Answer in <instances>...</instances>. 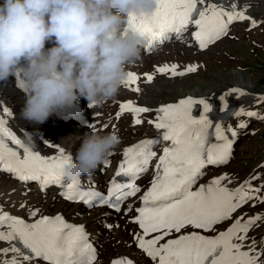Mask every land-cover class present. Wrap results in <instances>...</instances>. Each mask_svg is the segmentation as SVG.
<instances>
[{"label": "snow or ice", "instance_id": "6c2138e0", "mask_svg": "<svg viewBox=\"0 0 264 264\" xmlns=\"http://www.w3.org/2000/svg\"><path fill=\"white\" fill-rule=\"evenodd\" d=\"M198 4L202 7L198 8ZM248 7L245 5L244 9ZM245 10L238 11L235 4L225 8L207 0H157V7L151 15H132L127 23L128 28L147 42L146 48H150L154 42L164 43L170 39V33H176L179 39L187 26L193 23L198 29L193 37L203 50L226 35L234 21L251 19L245 15ZM251 24L255 27L256 22L252 20ZM177 67L165 65L156 71L174 77L197 71L195 65L187 66L184 71H178ZM139 80L137 74L130 72L123 83L134 85ZM146 80L151 82L153 76L146 74ZM132 90L139 92L140 88ZM232 91L244 94L238 89ZM260 100L264 102V97ZM194 104L203 105V114L198 119L191 114ZM210 110L204 100L190 97L158 108L156 120L148 122L164 130L162 138L144 140L124 150V159L116 175L128 179L126 182L113 180L107 196L82 190L79 181H66L61 169L70 155L59 149L57 156L43 157L26 147L5 127L4 119H0V169L15 173L22 181H39L41 185L61 184L67 189L65 199H78L86 205L98 201L119 213L122 211L121 204L140 192L135 181L147 172L150 161L156 157L154 146L170 141V145L163 147L155 165L150 188L140 197L142 206L135 209L138 215L131 220L142 230L139 234L134 233L136 246L156 264H264V240L259 242V249L254 238L250 244L244 243L250 239L249 230L264 221V214L237 217L226 231L216 236L191 232L160 243L173 232L181 233L189 226L212 232L216 225L232 218V214L243 205L253 200L264 203V185H253V181L258 179L255 174L237 188L227 187L224 181H231L224 174L207 185H201L196 191L192 190L206 165L226 164L231 156L233 141L224 134L220 125H215L217 143H208V129L213 127L206 115ZM4 111L10 115L9 109L5 108ZM149 111L148 107L127 101L119 105L116 117L119 119L125 112H131L136 117L134 123L139 125L143 122L140 114ZM241 114L257 115L255 112ZM88 126L95 129L92 124ZM228 131L235 136L232 129ZM5 138L23 149L22 158L16 148L9 147ZM104 163L107 165L109 162L105 160ZM125 210L132 211L131 206ZM37 213L38 210H33L30 215L36 216ZM0 242L9 244V247L0 248V264H32L40 259L48 264H94L96 260V251L88 242L84 226L70 225L60 215L42 216L28 223L0 209ZM245 247L247 250H244ZM112 264H133V261L122 257Z\"/></svg>", "mask_w": 264, "mask_h": 264}, {"label": "bare ground", "instance_id": "6f19581e", "mask_svg": "<svg viewBox=\"0 0 264 264\" xmlns=\"http://www.w3.org/2000/svg\"><path fill=\"white\" fill-rule=\"evenodd\" d=\"M263 1L264 0H242L236 2V0H207L208 3H215L229 8L235 4L238 11L245 10V5H251L254 7L261 5L264 3ZM2 3L3 0H0V4ZM245 15L252 17V13L246 10ZM262 18L263 17L257 16L254 21L261 23L264 21ZM251 21L252 20H247L245 27L251 24ZM230 25L237 26L239 24L234 21ZM236 38H239V36ZM226 39L219 42H225ZM219 42L208 47L204 52H198L192 44L190 35L184 34L180 36L175 43L164 45L151 53L150 56L142 57L136 63L129 65L127 72L137 74L140 77V80L134 85H126L123 83L118 96L113 101L106 103L103 107H89L87 109V114L90 117L91 123L95 126V129L92 127L90 129H79L72 127L70 124L58 123L51 118L42 125H32L21 119L20 110L24 103V95L20 92L22 75L19 73L15 77L10 78L7 82H0V119L5 120V127L12 131L23 144L29 146L34 152H38L43 157H54L59 154V149H63L65 153L74 156L79 147L80 139H82L85 133L89 131H97L101 133L106 131L115 132L120 137L121 143L106 159L108 162H111L114 158H117L122 154V149L126 145L150 133L151 126L148 121L153 119L155 109L158 105L174 102L177 98L183 97H174V95L181 93V86L187 88L192 85L193 82H197L196 86L198 89L190 88L191 90L187 91L184 96L190 97L193 100H204L213 105H222L224 103L232 105L235 110L233 114L226 118L224 125L227 129H232L240 136L242 133L240 127L243 123L250 120H256L258 117L260 119L264 118V113L254 109L255 106L264 104V102H261L260 100L261 97H264V93L255 92L252 88V83L245 79H242L240 82L235 81L234 84L225 86L220 89L219 92H214L210 88H200L205 82L204 79L201 78V71L203 70L204 65L210 64L213 60V54L214 56L219 54L214 49L220 44ZM232 44L238 45L237 43H230V45ZM46 46L52 47L53 45L49 43ZM211 56L212 59H210ZM165 65H177L178 71H184L187 66L195 65L197 71L194 73H186L181 77L168 79L166 78L168 74L162 76L156 74L157 67ZM146 74H152L153 76L151 85H147L145 82ZM153 84H155V86H153ZM135 87L140 88L138 94L132 90V88ZM233 89L241 90L244 94L241 95L240 92H233ZM221 97H223V99H221ZM172 98L175 99L172 100ZM127 101H132L136 106L148 107L150 109L148 113L140 114V118L143 121L141 124L137 125L134 123L136 117L131 112H125L124 115L115 120L116 113L119 111V105ZM80 104L84 105L81 100ZM5 108L10 110V115L4 111ZM248 111L255 112L257 115L248 116L241 114L242 112L246 113ZM105 125L107 126L105 127ZM5 140H7V138H5ZM7 141L11 142L10 140ZM246 149L247 147L243 148L240 153L243 155V152H245ZM236 157L233 155L232 158ZM239 157L240 154L237 159L242 158ZM230 161L231 159H229L227 165ZM103 164L100 165L91 175L82 176L81 179H91L97 183H102V180L105 178L106 182L110 177L111 172L108 168H104ZM263 167L264 157L257 164V168L254 169V171L251 169L253 172L251 173V176L255 173H259L260 169ZM102 169L103 172L100 173ZM224 174H227L230 178V183L224 181L229 188H237L245 180L251 177L241 176L237 170L235 171L232 168L231 162L228 166L212 170L210 173L206 174V176L202 178V182L212 180ZM146 182L147 180L141 179L137 185L140 187L145 185ZM253 185L255 187H260L261 183L255 182L254 180ZM129 206H131L132 209L130 212L125 210ZM137 207L138 198H132L128 204L124 206V210L117 215H112L100 210L84 211L80 207L66 205L58 201L53 193L41 195L36 194L30 189H20V187L15 182L11 181L10 178L6 179L3 175H0V209H2L3 212L8 213L13 217L21 218L28 223L34 222L43 215H51L60 212L67 218L83 223L88 233L89 230L96 231L95 234H89L90 239L93 240L98 250V256L94 264H107L111 258H116L121 255L131 256L139 264H149L138 252L134 241V233L136 234V231L131 220L132 217L135 216L134 209ZM33 210H38L36 216L30 215V212ZM257 214H264V206L259 205L256 201L252 208L242 206L237 209V211L232 214V218L224 222V226H230L237 217L244 216L247 218ZM103 223L110 225L111 230H105L106 228L104 229L102 226ZM263 224L264 221H260L256 226L249 230L248 237L250 239L244 242L245 245L250 244L251 239L254 238L257 242V249H259V242L264 240ZM256 230H259L260 232L257 237L255 236ZM221 231V228H215L214 233H219ZM3 247H9V244L0 242V248ZM244 250H247V248L245 247ZM9 255L11 256L12 254L9 253Z\"/></svg>", "mask_w": 264, "mask_h": 264}, {"label": "clouds", "instance_id": "9594fccd", "mask_svg": "<svg viewBox=\"0 0 264 264\" xmlns=\"http://www.w3.org/2000/svg\"><path fill=\"white\" fill-rule=\"evenodd\" d=\"M156 7L157 0H3L0 82L22 75L20 118L42 125L81 99L90 108L113 101L128 66L142 58L144 40L125 24ZM120 143L115 132L85 133L61 169L63 178L91 175Z\"/></svg>", "mask_w": 264, "mask_h": 264}, {"label": "rangeland", "instance_id": "374dc122", "mask_svg": "<svg viewBox=\"0 0 264 264\" xmlns=\"http://www.w3.org/2000/svg\"><path fill=\"white\" fill-rule=\"evenodd\" d=\"M249 10L252 16L261 14L258 17H263L264 3L255 7L250 6ZM262 19L264 20V18ZM244 26L245 25H241L236 27V29H231V34L228 35L226 41L219 42L220 44L214 48L219 54L216 56L213 54V62L211 61L210 64L204 65L201 71V78L204 79L205 82L201 85V89L210 88L214 92H219V90L225 86H230L234 84L235 81L240 82L242 79H245L252 83V88L255 92L264 93V47H262L264 46V22L250 31H245L246 33L243 31ZM233 32L234 35L236 37L239 36V38H236ZM230 43H237L238 45H230ZM210 59H212V56ZM196 83L197 82H193V84L187 88L181 86V93L174 95V97L184 96L187 91L191 90L190 88L198 89ZM153 86H155V84H153ZM174 99L172 98V100ZM254 109L264 113V104L255 106ZM235 147L236 150L233 152V155L237 157L231 158L229 164L232 162V168L235 171L237 170L241 176L250 177L251 173H253L251 169L254 171V169L257 168V164L264 157V118L251 122L247 133L241 137ZM245 147H247V149L242 155L240 151ZM239 154L240 157H242L241 159H237ZM228 165L226 164L225 166ZM255 175L258 177L255 182L264 185V167L260 169L259 173H255ZM259 205L264 206V203L259 202ZM103 228H106L105 230L107 231L111 230L110 225L107 224L103 225ZM95 232L94 230H89V234H95ZM258 232L259 230H256V237L260 234V232Z\"/></svg>", "mask_w": 264, "mask_h": 264}]
</instances>
